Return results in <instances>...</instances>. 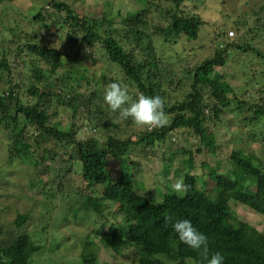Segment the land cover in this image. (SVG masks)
I'll list each match as a JSON object with an SVG mask.
<instances>
[{
    "label": "trees",
    "instance_id": "obj_1",
    "mask_svg": "<svg viewBox=\"0 0 264 264\" xmlns=\"http://www.w3.org/2000/svg\"><path fill=\"white\" fill-rule=\"evenodd\" d=\"M75 1H26V13H33L30 11L33 9L37 11L31 20L27 17L23 20L39 24L32 25L34 29L29 36L39 37L43 24L50 31L64 33L66 38L58 47L27 42L28 58L34 56L31 60H41L47 66L46 71L36 68L28 81V101H20V89L16 85L0 95V132L9 142L6 147L8 164L13 162L17 166L19 161L26 165L24 176L27 175L26 182L15 180V176L0 175V213L7 210L13 213L11 222L0 225V264H41L37 261V253L44 247L37 241V235L43 229L38 231L37 228L41 222L53 219L54 213L60 214L57 222L92 217L87 220L91 224L90 231L82 239L84 252L80 259L83 264H98L100 246L114 252L115 257L121 256L124 249H131L136 264H207L202 253L189 249L178 240L170 224H165L166 216L188 219L205 234L209 242V258L219 252L225 257V264H264V233L233 217L228 208L229 201H232L264 216V145L261 155L232 151L230 171L222 174L214 170L209 172L215 183L214 196L207 195L203 186L198 185L192 157L183 161L182 168L175 169L191 186L187 193L167 190L163 194L156 191L139 194L132 179L122 173L132 170L131 166L139 168L131 162L126 164L124 158L130 149L135 151L165 143L169 134L177 129L192 130L200 141V148L213 150L214 139L204 128L205 95L214 101L210 113L217 118L221 108L228 105L227 94L231 88L223 80L226 72L221 75L216 69L233 67L232 61L243 58L245 54L257 56L258 62L251 63L250 67L256 66L264 80V52L254 44L255 40H262L255 32L264 27L263 22L256 23L253 36L249 38L250 31H245L248 17L237 16L226 31L211 39L212 43H219L211 52L199 59L196 57L195 66L189 63L195 56H187L183 59L186 62L184 66L176 68L179 61L175 64L166 61L157 51L155 41L194 42L198 39L205 22L200 16L181 8L184 0H135L139 9L125 15L118 13L120 21H116L108 6L102 5L98 12H91L90 8H87V13L73 10ZM107 4L110 6L112 2ZM0 20V27H4L3 19ZM229 30L234 32L233 38L228 36ZM20 50L17 46V55ZM64 59L74 64L70 66L68 77L71 82L68 83L55 77L62 63H66ZM85 59L93 64L99 61L106 67L98 69V75L84 74L85 85L90 90L86 103H82L85 101L82 93L70 99L64 98L61 93L79 83L78 66L85 64ZM22 63L26 64L25 61ZM0 70L5 72L7 83L12 84L9 81L11 68L4 53L0 59ZM112 82L125 85L133 100L140 94L160 95L165 102L167 125L152 131L136 127L142 131L130 133V136L134 134L135 140L110 135L104 140L103 137L102 140L100 136L95 137L97 132L92 127L95 122L90 120L92 118L97 121L94 126L100 128L116 130L122 123L124 129H131L130 119L119 120L118 113L112 112L103 102L104 91ZM257 89L258 94L262 93L263 101L253 106L252 117L243 119L246 125L264 121V82ZM180 98L183 100L179 102ZM53 99L58 106L70 111L69 125L51 124L50 118L57 111L51 110ZM11 103L12 106L9 105ZM84 104H91L94 114L90 112L80 118L78 109ZM243 105L237 102L236 108ZM77 121L81 125H76ZM117 122L121 123L118 125ZM31 128L37 131L34 139L37 156L30 151L28 143ZM83 128L89 133L92 131L93 137L78 139ZM259 134L252 133L250 138L255 141ZM260 135L263 137L264 131ZM40 140L53 142L52 150H41L38 147ZM28 152L31 159L20 155ZM112 161L118 163V180H113L112 171L107 169ZM167 161L170 165L171 159ZM200 166L203 168V162ZM168 168L166 165L165 169ZM77 177H81L82 182L68 181ZM249 185L253 186L252 190ZM93 186H98L100 192L90 191ZM23 200L33 203L30 210L19 209L17 204ZM91 200L98 204L91 206ZM82 212L90 215L78 217ZM28 227L33 232L30 233Z\"/></svg>",
    "mask_w": 264,
    "mask_h": 264
},
{
    "label": "rangeland",
    "instance_id": "obj_2",
    "mask_svg": "<svg viewBox=\"0 0 264 264\" xmlns=\"http://www.w3.org/2000/svg\"><path fill=\"white\" fill-rule=\"evenodd\" d=\"M26 1L27 0H12L10 2L6 0L0 1V19H3L2 25H4V27H0V59L4 53L11 68L9 81L12 83H7V76L5 72L0 70V95H2L3 92H7L11 86L16 85L18 89H20V101L23 99L25 102L28 101L30 97L26 93V87L28 85V81H30L31 77H33L34 70L36 68L40 71L41 69H44L45 71L47 70L46 64L41 60H31L34 59V56H30V58H28V50L25 47L27 42L38 45H46L49 47H58L64 43L66 38L64 33L57 34V32L50 31L46 25L41 23L42 28L40 30L39 37L29 36V33L34 29L32 25L38 26L39 24L38 22L32 21L31 24H29L26 20H23V17H27L31 20L32 16L36 14L37 11V9H33L30 11H34L35 13H26L25 10H28V2ZM63 1L69 2V0ZM109 1L112 2L110 6L109 4L106 5V2L109 3ZM109 1L76 0L72 5V9L78 12L84 10L87 13V8H90L91 12H98L102 5L103 7L108 6L107 9L112 10V14L116 21H120L121 19L118 16V13L125 15L127 12H136L139 9V4L135 0ZM181 8L190 14L200 16L205 22V25L203 28H200L199 37L194 42L177 40L164 43L162 41H155L157 51H159L161 56L166 61L173 64L179 61L176 68L179 65L184 66L186 62L183 59L187 56L188 58L195 56V58L189 62L195 66L196 61L201 55H206L208 52H211V49L219 43H212L211 39L217 36L219 37L220 33L226 31V29L236 21L237 16L242 14L248 17L245 31H250L249 38L253 36L254 32L252 31H254L253 27H255L256 23L263 22L264 24V0H184ZM257 17H259L258 20L256 19ZM8 30H11V33H9ZM229 31L232 32L233 35L230 36L229 32L228 36L233 38L235 36L234 32L232 30ZM263 31L264 27L256 30L255 33H259L262 40H255L254 44L260 51L264 52ZM217 41H220V39ZM17 46L21 49L18 51V55L16 52ZM196 57H198V59ZM85 60V64H80L78 66L77 76L78 80H80L79 83L77 85H72V88L69 87V90L61 93L64 98L70 99L72 97H76L78 93H82L84 94L83 97L85 99L82 103H86L90 90L88 86L85 85L84 74L90 75L96 73V75H98L97 70L106 67V65H101L99 61H97L96 64H93L91 63V60ZM24 61L26 64L23 65L22 62ZM63 62H66V59H64ZM232 62H234L233 67L232 65H229L228 68L225 69H216V71L221 75L226 72V75H224L225 77L223 76V80L231 88L230 93L227 94L228 105L221 108L222 110L217 118L210 113L214 101L208 99L207 95H205V106L207 105V107L204 112L206 117L204 128L214 139L213 150L211 151V149L203 146L200 148V141L193 134V131L182 128L169 134L165 143L155 144L150 148L146 146L144 149L137 148L135 151L130 149L126 155L127 158H124L126 164L131 162L133 165L136 164V166H139V168L134 169L133 166H131L132 170L126 171L127 173L123 171L122 173H124L128 179H132L139 194H143L148 191H156L159 194H163L167 190H172V185L177 181V179L181 178L176 173L175 169L182 168L184 164L183 161L189 160L190 157H192L195 164L194 174L197 176L199 181L198 185L201 187L203 186L207 195L214 196L213 188L215 183L209 176V172L214 170L218 174H222L230 171L231 167L229 156L232 151H240L244 154H254L256 152L258 155H261V147L264 145V136L262 137L260 134L264 131V121L261 120L258 123H250L251 125H246V122H243L244 118L252 117L253 106L256 103L260 105L263 101L261 99V96H263L262 93H257V88L261 87L264 82L263 78L261 79L262 74H258V72L260 73V70L256 69V66L250 67L251 63L258 62V58L253 54H245L243 58L235 59ZM62 64L63 66L56 72L55 77L59 78L64 83L71 82L68 74L71 70L70 66L74 65L73 62H66ZM231 67L233 70L230 69ZM182 100L183 98H180L178 101L180 102ZM237 102L244 104L242 108H236ZM9 105L12 106L13 103ZM51 107V110L53 111L57 109L55 112L56 115L50 118L51 124L59 122L61 125L66 126L71 123L70 111L64 107L58 106L55 99H53ZM78 110L81 112L79 115L80 118L83 115L85 116V114L88 116L90 112L94 114L91 104H84V107L80 106ZM77 118L78 117H76V119ZM86 120L88 122L90 120H94V124L97 123L94 118ZM119 120L117 119L116 121ZM118 123L121 122H117V124ZM94 124L92 127L97 132L95 137L100 136V140H102V137L104 140L108 135L120 139H127L128 137H131V139L135 140L136 137L134 134H131L130 136V133L137 131V134L142 131L140 129H136V126L130 120L129 128L131 129H124V125H122V123L120 125L118 124L119 126L116 130L115 128L114 130L111 128H100L94 126ZM76 125H81L80 121H77ZM105 125H108V123H105ZM153 129L154 128H147L148 131H152ZM29 132L28 143L30 145V151L33 152V155L35 154L37 156L38 154L35 151L37 146L34 142V139L37 136V131L35 128H31ZM88 133L89 132L83 128L82 132H79L77 138L82 140L90 136L93 137L91 135L93 133L92 131H90L91 134L89 133L88 135ZM252 133H260L255 137V141L250 138V134ZM40 141L41 145H38V147L41 150H52L54 145L53 142L46 140ZM8 143L7 138L0 132V175L5 177L15 176V180L26 182L27 175L24 176V167H26V165L20 163L19 161L17 166H14L12 161L11 164H8L9 156L6 152ZM201 145L204 144L201 143ZM198 149H200V153H198ZM20 155L26 159H31L29 152L26 155ZM168 159H171L170 165L168 164ZM201 162L204 164L203 168L200 166ZM166 165L169 166L167 170L165 169ZM107 169L112 171L113 180H118L119 172L117 161L109 163L107 165ZM73 180L77 183L82 182L81 177L68 181L71 182ZM202 180L205 182L204 184ZM249 186L250 190H252L253 186ZM89 190L94 191L95 193L100 192L98 186H93L89 188ZM28 193L30 192L28 191ZM36 199L39 200L40 197H37ZM54 202H57V200ZM32 204L33 203L30 201L26 202L23 200L20 204L18 203L17 206L22 211H27L31 209L29 207L32 206ZM89 204L93 206L98 203L91 200ZM98 207H100V204ZM228 208L233 217L249 224L257 231L264 233V216L254 213L232 201H229ZM32 211L36 214L34 209H32ZM83 215L90 214L82 212L78 215V217ZM57 217H60V214L54 213L53 219H47L44 222H41V225L37 228L38 231H42L43 229V231L37 235V241L44 247L42 251L37 253V261L41 264H83L80 259V255H82L81 253L84 252L82 239H84L90 231L91 224L87 220H91L92 217L88 216L82 220H80V218L78 220H72L70 218L68 221L62 220L63 222H57ZM34 218L37 219L38 217L34 216ZM12 219L13 213L9 210L5 211V213H0V225H7L12 221ZM29 232H33L31 231V227L29 228ZM100 247L101 250L98 252V264H136L134 262L135 254L131 249H124L121 256L115 257L114 252L108 251L102 246Z\"/></svg>",
    "mask_w": 264,
    "mask_h": 264
},
{
    "label": "clouds",
    "instance_id": "obj_3",
    "mask_svg": "<svg viewBox=\"0 0 264 264\" xmlns=\"http://www.w3.org/2000/svg\"><path fill=\"white\" fill-rule=\"evenodd\" d=\"M104 104L122 120L131 122L140 128H162L167 125L168 117L164 111V99L160 95L140 94L135 100L128 93V88L121 82L110 83L103 94ZM190 185L183 178L177 179L172 190L178 194L187 193ZM165 224L171 226L178 240L189 249L202 253L207 264H225V257L216 252L208 256V237L197 230L188 219L165 217Z\"/></svg>",
    "mask_w": 264,
    "mask_h": 264
},
{
    "label": "built area",
    "instance_id": "obj_4",
    "mask_svg": "<svg viewBox=\"0 0 264 264\" xmlns=\"http://www.w3.org/2000/svg\"><path fill=\"white\" fill-rule=\"evenodd\" d=\"M229 34H230V36H232V35H233V33H232V32H230Z\"/></svg>",
    "mask_w": 264,
    "mask_h": 264
}]
</instances>
